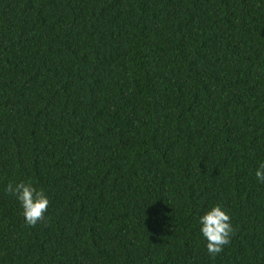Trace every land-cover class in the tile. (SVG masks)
<instances>
[{"label":"trees","instance_id":"16d2710c","mask_svg":"<svg viewBox=\"0 0 264 264\" xmlns=\"http://www.w3.org/2000/svg\"><path fill=\"white\" fill-rule=\"evenodd\" d=\"M261 163L264 0H0V264H264Z\"/></svg>","mask_w":264,"mask_h":264},{"label":"clouds","instance_id":"9594fccd","mask_svg":"<svg viewBox=\"0 0 264 264\" xmlns=\"http://www.w3.org/2000/svg\"><path fill=\"white\" fill-rule=\"evenodd\" d=\"M255 178L259 184H264V163L256 169ZM4 190L18 201L27 225L35 226L45 219L50 201L31 182H9ZM197 223L200 237L205 241V248L209 256L214 258L230 242L233 232L231 218L222 205L216 204L199 215Z\"/></svg>","mask_w":264,"mask_h":264}]
</instances>
